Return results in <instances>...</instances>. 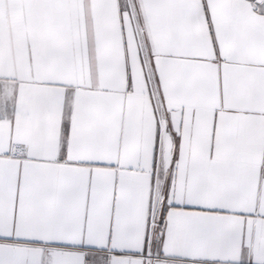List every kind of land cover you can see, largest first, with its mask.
<instances>
[{
	"label": "snow or ice",
	"instance_id": "snow-or-ice-1",
	"mask_svg": "<svg viewBox=\"0 0 264 264\" xmlns=\"http://www.w3.org/2000/svg\"><path fill=\"white\" fill-rule=\"evenodd\" d=\"M0 264H264V0H0Z\"/></svg>",
	"mask_w": 264,
	"mask_h": 264
}]
</instances>
